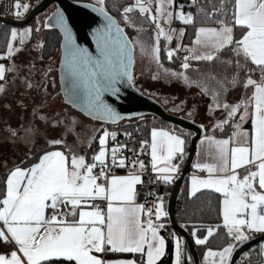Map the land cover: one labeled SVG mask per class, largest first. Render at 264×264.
<instances>
[{
	"label": "snow or ice",
	"instance_id": "obj_1",
	"mask_svg": "<svg viewBox=\"0 0 264 264\" xmlns=\"http://www.w3.org/2000/svg\"><path fill=\"white\" fill-rule=\"evenodd\" d=\"M189 6L196 11H184L183 4L176 7L175 0H133L118 8L124 22L137 31V38L129 40L106 10L105 0H97L92 8L104 22L93 29L95 54L76 42L68 20L57 9L53 18L63 37L61 80L68 85L65 95L70 103L79 105L93 119L115 123L124 117L104 100V95L116 97L119 85L132 83L134 47L139 45L141 52L162 68L160 38L169 42L176 38V48L165 50L169 60L178 50L187 53L180 65L185 71L165 68L164 75L181 79L189 86L195 84L205 95L211 94L209 114L217 109L225 113L213 127L221 132L225 126L231 129L227 138L206 136L201 140L200 146H206L204 154L211 157V162L198 160L192 164L207 176L193 175L189 191L190 196L201 189L221 195L222 225L208 226L202 238L193 227L191 235L196 245H206L220 227L225 229L229 242L221 250L208 248L204 264H229L237 244L251 239L253 233L264 234V0H208L206 5L191 0ZM14 7L15 17L20 19L29 5L16 0ZM133 14L141 18L140 25ZM173 20L193 27L190 46L179 43L185 29H172ZM145 22L155 29L154 43L147 47L139 40ZM52 26L48 22L43 24L44 28ZM32 31L31 27L11 28L0 58L11 59L14 43L23 44ZM225 50L230 54L227 58L222 56ZM190 61L219 62L231 74L222 79L206 74L216 85L209 89L204 80H192L186 74L192 67ZM13 71L14 66L0 63V81ZM241 72L245 73L243 78ZM26 83L32 87L31 82ZM226 84L245 89L238 102H227ZM5 91L4 84H0V93ZM40 119L46 121L47 117ZM249 122L250 129L244 127ZM58 123L61 121L54 126ZM75 124L73 120L68 131H73ZM9 131L16 135L14 130ZM116 136L115 131L104 130L98 137L99 149L90 162L86 154L76 150V145L50 139L47 144L51 147L39 149L41 155L27 162L22 160L8 170L0 188V243L4 245L0 264H157L165 256L166 240L160 234L164 225L159 223L161 217L167 216L162 197L156 196L154 204L147 207L136 200L137 185L143 182L136 168L142 173L144 162L132 160L128 175L110 174L111 168L126 167L128 160L121 154L125 145L109 149L108 138L115 141ZM185 144L182 134L155 127L150 143L140 142L141 150L150 148L151 169L158 181L164 184L174 181L180 171L179 163L174 161L185 159ZM60 145H64V150L56 149ZM91 146L89 142L88 147ZM200 154L198 151L197 155ZM171 235L173 264H183L185 242L175 233ZM109 254H140V259H106Z\"/></svg>",
	"mask_w": 264,
	"mask_h": 264
},
{
	"label": "rangeland",
	"instance_id": "obj_2",
	"mask_svg": "<svg viewBox=\"0 0 264 264\" xmlns=\"http://www.w3.org/2000/svg\"><path fill=\"white\" fill-rule=\"evenodd\" d=\"M91 1L93 4L97 3V0ZM36 3L37 0L30 2L28 9H31ZM181 4L187 6V4L175 0L176 7ZM52 9L39 15L33 24L22 27L13 26L18 30L31 27L33 31L30 37L25 38L23 44H20L19 41L14 43V54L10 59L9 67L14 66L15 71L9 72L8 79L1 83L6 89L5 92L0 93V162L2 163H4L3 159L10 158L18 152L25 156V148L32 147L35 153L48 146L47 141L50 139H63L67 145H76V149L82 151L83 148L86 149L98 129L104 124L86 116L64 101L58 80L60 51L49 60H44L41 57L42 47L39 45L43 42L44 34L50 30V28H44L43 24ZM194 10L196 9L194 8ZM28 12L29 10L26 11V14ZM23 15L25 17V14ZM133 18L137 25L141 24L138 14H133ZM118 20L131 40L137 38V31L133 27H129L122 16ZM181 25L184 24L173 20L170 27L178 30ZM37 27H39V31L35 30ZM143 28L145 30L139 34V40L147 47L154 43L155 29L154 25L146 22L143 24ZM162 39L163 37L160 38V49ZM166 47L175 49L172 41H167ZM134 54L133 82L135 86L144 94L157 99L167 111L192 118L202 123L206 129H215L213 125L224 118L225 113L222 109H217L209 114V105L212 104L211 94L205 95L195 84L189 86L181 79L165 76L163 72L165 68L176 72H180L182 69L179 71L173 65H165L160 59V64L163 66L161 68L141 52L139 45L134 47ZM0 56H3V53H0ZM0 63L8 66L2 60ZM186 74L188 75V73ZM242 74L245 76L244 73ZM154 76H156L155 79ZM188 76L192 80H205L201 76L197 78H192L190 74ZM26 81L31 82V88L27 86ZM205 82L209 89L216 86L215 82L212 83L211 80L207 79ZM244 93L243 87L230 89L226 94L227 102H238ZM41 116H46L47 120H41ZM73 120L76 121L74 130L68 131L72 128ZM56 121H61V123L54 126ZM10 129L16 132L15 136L11 135ZM106 130L116 132L108 127ZM163 210L167 213V206L163 205ZM222 248L212 250H221Z\"/></svg>",
	"mask_w": 264,
	"mask_h": 264
},
{
	"label": "trees",
	"instance_id": "obj_3",
	"mask_svg": "<svg viewBox=\"0 0 264 264\" xmlns=\"http://www.w3.org/2000/svg\"><path fill=\"white\" fill-rule=\"evenodd\" d=\"M39 0H37L38 2ZM81 1V0H78ZM90 2L91 0H84ZM184 4L191 3V0H178ZM92 2V1H91ZM133 0H105V6L106 10L119 19L121 17L119 9H122L123 6H126L128 4H131ZM199 2L202 5L208 4V0H199ZM213 2H218V0H213ZM54 9V6H53ZM52 9V10H53ZM196 11V10H195ZM194 11V12H195ZM26 13V12H25ZM24 16V15H23ZM37 18V17H36ZM34 18L30 23L33 24L36 20ZM13 28L12 25L3 24L0 23V53H4L6 50V41L8 36L10 35V29ZM194 36V29L191 25H187L185 29V35L179 40V43L184 45H191V40ZM61 43V36L60 33L57 30L50 29L48 32L44 34L43 39V47L41 48V57L44 60H49L52 57H54L57 52L59 51ZM166 44L167 41L162 39L161 41V49H160V59L165 65H173L177 70H181V63L183 56L178 55L179 51H176L173 58L171 60L168 59L167 53H166ZM177 40L174 37L172 40V45L176 48ZM230 54L227 50L224 51L222 54L223 58H227ZM3 62H5L8 66L10 65V59L1 58ZM192 67L186 71L188 75L192 78H197L201 76V78H205L204 81L207 80L206 74H213L216 75L217 79H222L224 76H230L231 72L230 70H226L224 67H222L219 62L216 63H206V62H197V61H191L190 62ZM197 69L199 71H197ZM185 71V70H181ZM204 73V74H203ZM244 72L240 73L241 78L244 77L242 74ZM245 74V73H244ZM258 78V77H257ZM4 81H0V84ZM212 83L215 81H211ZM51 85V84H50ZM225 87L228 88V91L230 89L234 88H242V86L237 87H231L229 85H225ZM249 126V125H248ZM110 128L112 130H116L117 138L124 139L128 135L133 136H143L145 138L150 139L151 130L153 127L155 128H167L175 133L182 134V137L186 140L185 144V157L188 152V149L190 147V141L192 134L186 130H183L175 125H172L158 117L155 116H143L135 119H129L124 120V122L119 123H104L97 131L96 135L94 136L95 139L90 141L92 146L91 148H87L86 156L87 159L91 160V156L95 151L99 148V140L98 137L101 135V133L106 130V128ZM231 129H229L227 126H225V131L221 132L222 135H227ZM189 133L191 135H189ZM127 134V135H126ZM112 141V138H110V141ZM51 147L50 145L45 146ZM41 148V149H43ZM57 148L64 149V145L56 146ZM42 152L39 150L35 152L32 156L28 157L25 162L32 160L34 157H38L41 155ZM147 159L146 163V169L151 171L149 167V154L145 157ZM185 164V159L183 160L182 165L180 166V169L183 168ZM126 167L119 168L115 167L112 168L114 172L117 173H126L132 171V166L129 161L126 162ZM194 170V168H193ZM156 179V176H154ZM3 181L0 183V188L3 187ZM187 179L184 181V184L182 186V190L178 199L175 216L178 223L186 227L190 233L193 227L197 229V235L201 238L203 235L206 234V229L208 226H216V225H222V217L219 214V208H220V200L222 199L221 195L219 193H215L213 190L205 189L197 192L194 195H189L188 191V184ZM153 188L158 192L159 196L162 197L163 200L167 202V199L169 198V195L173 188V182L169 184H161L156 179V181L152 184ZM159 223H162L164 227L160 230V232L166 237H172V233H175L176 236L181 237L179 232L172 226L170 223L168 214L167 216L161 217V220ZM192 240L195 243V238L192 236ZM228 238L226 235V230L220 227L217 231V234H215L213 237H210L209 240L206 242V245H196L198 248V251L200 253L202 264L204 263V252L207 251L208 248L211 249H220L223 246L227 245ZM120 256H129L136 258L137 260L140 259V254H116ZM189 257L191 260L189 261ZM173 261V245L168 241L167 242V248H166V254L164 257L160 259L157 264H172ZM183 264H194L192 256L189 253H185L183 256Z\"/></svg>",
	"mask_w": 264,
	"mask_h": 264
},
{
	"label": "water",
	"instance_id": "obj_4",
	"mask_svg": "<svg viewBox=\"0 0 264 264\" xmlns=\"http://www.w3.org/2000/svg\"><path fill=\"white\" fill-rule=\"evenodd\" d=\"M92 5L95 4L78 0H39L36 5H34L29 10L25 17L17 19L13 17L0 16V23L22 27L28 25L34 18L38 17L39 15L43 14L54 6V9L46 17L45 22H48L49 24L53 25L52 27H49L50 29L57 30L60 33L61 43L63 37L59 28L55 27L56 21L53 18V13L57 9H59L64 14L65 18L68 20L69 26L72 28L73 34L76 38V42L79 45L87 48L93 54H95L96 43L93 39V29L99 27L100 24L104 21L103 17H101L98 12L93 11ZM114 18L117 20L120 27L124 30V33L127 38L131 40L123 26L118 21V19L116 17ZM61 43L59 48L60 60L58 66V80L60 84L61 94L66 103L85 114V112L81 109L79 105L74 106L72 103L69 102L68 96L65 95V88L68 87V85L66 82H62L61 80V60L63 57ZM133 60L135 63L134 51ZM119 87L120 93L118 96L114 97L107 93L104 95V100L109 103L116 110V112L119 113L120 116L124 117V119H119L114 124L122 122L124 120L135 119L143 116H155L192 134L190 147L185 157V164L180 174L174 180L172 191L167 200V214L170 223L179 232L185 242L184 253L188 252L192 256L194 264H202L200 253L198 251V248L196 247V244L192 240V235L190 231L186 227L178 223V221L176 220L175 211L184 181L193 170L192 164L194 163L195 155L197 152L198 141L201 137L205 135L206 128L202 123L197 122L192 118H188L167 111L166 108L157 99L144 94L139 88H137L133 81L130 85L124 83L119 85ZM86 116L92 118L89 115ZM95 120L105 123H112L111 121L107 120ZM262 241L263 236H260L251 238L242 244H237V246L233 250L229 264H234L237 258L242 253H244L250 247L256 245L257 243H262Z\"/></svg>",
	"mask_w": 264,
	"mask_h": 264
},
{
	"label": "built area",
	"instance_id": "obj_5",
	"mask_svg": "<svg viewBox=\"0 0 264 264\" xmlns=\"http://www.w3.org/2000/svg\"><path fill=\"white\" fill-rule=\"evenodd\" d=\"M32 1L35 2L36 0H20V3L23 4V3H29ZM15 3H16V0H0V16L16 18L14 15V13L17 11V9L14 7ZM186 4L187 6H185L183 10H186L187 12L195 11L193 7L189 6L191 3H186ZM20 11H23V9L21 8ZM178 55L185 56L187 55V53L183 50H180ZM142 140H147L150 143V140L143 136L136 137L133 135H128L122 140L117 138L116 136L115 141L112 140L109 144L111 148L116 145L126 146L122 150V153H121L124 157L128 158L126 162L129 161L131 164L132 160H137V161L142 160L144 164L146 165L147 159L145 157L148 154L149 147L146 146L143 150H141L140 142ZM182 162L183 161H175V163H179V165ZM137 170H139L138 166L136 168V171ZM96 171L98 172L99 169H96ZM113 172L114 171L111 168L110 174ZM138 173L141 175L143 182L137 185V193L143 195L144 198L142 200V203L146 207L152 206L154 204L155 197L159 196L158 192L152 187L153 186L152 184L156 181V179L154 178V174L152 173V171L147 170L146 167L142 173L140 172V170L138 171ZM191 173H194L201 177L207 176L206 172H202L197 169L195 171L192 170ZM159 183L163 184V182H160V181ZM150 193H152L153 195H150ZM153 219H155L154 216H153ZM260 236H263L262 243H257L256 245L250 247L247 251L242 253L237 258L234 264H264V249L261 248V245H264V234H261V233L252 234V238L260 237ZM167 240L173 245L174 243L173 237H168ZM1 247H2V251H4V245L2 243H1Z\"/></svg>",
	"mask_w": 264,
	"mask_h": 264
},
{
	"label": "crops",
	"instance_id": "obj_6",
	"mask_svg": "<svg viewBox=\"0 0 264 264\" xmlns=\"http://www.w3.org/2000/svg\"><path fill=\"white\" fill-rule=\"evenodd\" d=\"M119 21V20H118ZM122 25V24H121ZM123 26V25H122ZM184 28V29H186V25L184 26V25H181L179 28ZM124 28V27H123ZM126 31V30H125ZM181 45H184V44H182L181 43ZM182 50V49H181ZM7 67H9V66H7ZM9 73V72H8ZM8 73H6V79L5 80H7L8 79ZM4 81V80H3ZM249 125V126H248ZM244 127H246V128H249L250 129V122L249 123H247V124H245L244 125ZM158 129H164V130H168V131H171V130H169V129H167V128H158ZM231 132V131H230ZM230 132H229V134H227V135H222L221 134V131L219 130V129H213V128H210V129H206V133H205V135L203 136V137H201L200 139H199V141H198V145H197V152L198 151H200V155L198 156L197 155V152H196V155H195V159H194V162H197L198 160H200V161H207V162H211V157L210 156H208V155H205L204 154V147H206V146H201L200 147V142H201V140L204 138V137H206V136H215L216 138H218V139H220V138H227V136L228 135H230ZM178 134V133H177ZM183 138V137H182ZM149 140H151V134H150V139ZM109 141H110V138H109ZM110 143V142H109ZM108 147H109V149H111V147H110V144H108ZM87 148H88V146L86 147V149L85 148H83V150L82 151H78L77 149V151L80 153V154H86V151H87ZM99 149V148H98ZM25 151H24V154H25V156L23 155V154H20L19 152L18 153H16L15 155H13V156H11L10 158H5V159H3V161H4V163H2V162H0V183H1V181L2 180H5L6 179V174H7V172H8V170H10L14 165H19L20 163H21V161L22 160H26L28 157H30V156H32L33 154H34V149L31 147L30 149L29 148H25L24 149ZM57 150H64V149H59V148H57ZM98 151V150H97ZM33 152V153H32ZM148 154H149V167H150V169H151V155H150V148H149V151H148ZM24 157V158H23ZM23 158V159H22ZM86 159H87V156H86ZM109 161H110V157H109ZM174 163H175V161H174ZM183 163V162H182ZM182 163L180 164V166L182 165ZM6 164V165H5ZM146 167V166H145ZM181 170L182 169H180V171L176 174V177L180 174V172H181ZM196 169H194L193 171H195ZM138 171L139 170H137L136 172H137V174H139L138 173ZM151 171H152V169H151ZM238 171H242V170H238ZM130 172H126V173H117V172H113V173H111V174H114V175H119V176H124V175H128ZM152 173L154 174V176H157V174L156 173H154L153 171H152ZM243 174V173H242ZM193 175H196V174H194V173H191V174H189L188 176H187V184H188V191H190V188H191V183H190V178L193 176ZM206 177V176H205ZM176 179V178H175ZM174 179V180H175ZM174 182V181H173ZM201 190H205V189H201ZM200 190V191H201ZM210 190V189H209ZM199 192V191H198ZM197 193V192H196ZM196 193H194V194H196ZM193 194V195H194ZM143 195H141V194H138L137 193V196H136V200H137V203H139V204H143L142 203V200H143ZM168 200V199H167ZM97 203L98 204H101V206H104V204L102 203V202H100V201H97ZM163 205H164V207H166L167 206V202L165 201V200H163ZM160 234L165 238V240H166V248H167V242H168V240H167V238L160 232ZM3 251H2V247H1V243H0V253H2ZM188 253V252H187ZM185 254V253H184ZM120 257H123V258H133V257H129V256H120V255H116V254H109L108 256H106L105 258L106 259H116V258H120ZM162 258V257H161ZM133 259H136V258H133ZM173 259H174V257H173ZM137 260V259H136ZM160 261V260H159ZM158 261V262H159ZM172 264H173V261H172ZM204 264V263H203Z\"/></svg>",
	"mask_w": 264,
	"mask_h": 264
},
{
	"label": "flooded vegetation",
	"instance_id": "obj_7",
	"mask_svg": "<svg viewBox=\"0 0 264 264\" xmlns=\"http://www.w3.org/2000/svg\"><path fill=\"white\" fill-rule=\"evenodd\" d=\"M29 3H30V2H29ZM29 3H27V4L29 5ZM29 6H30V5H29ZM52 8H53V7H52ZM28 10H30V9H28ZM50 10H51V8H50ZM47 11H49V10H47ZM50 12H51V11H50ZM50 12H49V13H50ZM44 13H45V12H44ZM44 13H43V14H44ZM24 14L26 15L25 12H24ZM47 16H48V15H47ZM23 17H24V16H23ZM45 20H46V18H45ZM120 24H121V23H120ZM102 123H105V122H102Z\"/></svg>",
	"mask_w": 264,
	"mask_h": 264
}]
</instances>
